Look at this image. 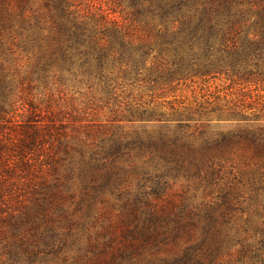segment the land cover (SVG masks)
Segmentation results:
<instances>
[{"label": "trees", "instance_id": "obj_1", "mask_svg": "<svg viewBox=\"0 0 264 264\" xmlns=\"http://www.w3.org/2000/svg\"><path fill=\"white\" fill-rule=\"evenodd\" d=\"M95 1L0 0V264H264V0Z\"/></svg>", "mask_w": 264, "mask_h": 264}, {"label": "rangeland", "instance_id": "obj_2", "mask_svg": "<svg viewBox=\"0 0 264 264\" xmlns=\"http://www.w3.org/2000/svg\"><path fill=\"white\" fill-rule=\"evenodd\" d=\"M96 3H98V1L91 2V0H88V2H85V5L93 6V5H96ZM225 84L226 83L224 79H211L207 83H203V84L199 82H189L181 86L176 94L178 95L177 98L187 100L188 102V101L194 100L195 98L200 99L201 96L208 93L209 91L210 93L212 92L214 93L217 90H222V87H224ZM51 89H52V92H54V96H55L53 97V99L55 100L54 105H52V109L54 108V111L59 108H65L68 111V109L70 108V105L75 103V102L72 103L70 98L75 99V97L78 96V93H75V95H72L74 91L78 90L72 87L71 91H68V95L62 97L61 93H59V90H61V87L58 84V82H53L51 85ZM61 101H67V102H65V104H62ZM76 110L78 111V109ZM98 115L100 118H105L107 113L103 112ZM88 118L90 120H95V117L93 116L88 117ZM214 127L213 129L215 130L213 131H216V129L225 131L226 129H228L229 126L227 124H220L217 126L218 128H214ZM186 186H187L186 182L182 180L181 178H179L170 184V189L164 192L163 197L167 199H172L176 201L177 203L182 202L185 204H188V203L197 204L198 202H200L199 195H196V197L193 198L192 192L187 191Z\"/></svg>", "mask_w": 264, "mask_h": 264}]
</instances>
